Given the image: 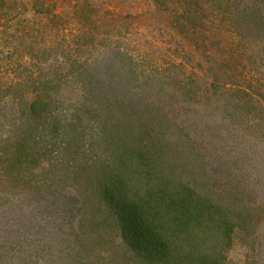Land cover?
<instances>
[{
  "label": "rangeland",
  "instance_id": "374dc122",
  "mask_svg": "<svg viewBox=\"0 0 264 264\" xmlns=\"http://www.w3.org/2000/svg\"><path fill=\"white\" fill-rule=\"evenodd\" d=\"M87 97L126 116L152 110L165 135L182 136L197 164L184 175L192 199L233 202L220 264H264V0H0V264L137 261L122 244L125 217L111 230L80 194L110 177L143 194L145 179L125 172L141 126L121 114L120 145L106 146L91 138L105 112L86 109L77 139ZM49 101L53 127L33 130L30 108ZM22 136L36 141L21 152ZM204 237L183 251L199 256Z\"/></svg>",
  "mask_w": 264,
  "mask_h": 264
},
{
  "label": "trees",
  "instance_id": "16d2710c",
  "mask_svg": "<svg viewBox=\"0 0 264 264\" xmlns=\"http://www.w3.org/2000/svg\"><path fill=\"white\" fill-rule=\"evenodd\" d=\"M57 17L59 15L54 14L53 18ZM83 70L86 72L85 69ZM106 100L109 99L93 97L92 101L91 97H87L80 106L75 108L77 109L75 110L77 139H83V136L79 135H83L88 127L87 124L92 122L90 117L88 119V117L86 118L78 112L84 113L86 109L88 112H100L102 109L107 118H103L99 126H97L98 122L96 123L95 132L91 133V138L95 135L98 137L99 143L106 144V146L116 147L120 145L117 135L122 128L118 117L123 120L126 114L120 112L121 108L115 109L112 105L104 107L103 104ZM50 108V101L42 104L35 103L30 108L33 115V118L30 115V120L36 122L32 126L33 130L45 129L46 125L53 127V121L48 120L49 117H53ZM127 112L128 122L134 116H137L136 121L140 123L141 128L138 130V136L134 134L133 138L135 143L132 148H134V153L137 152L134 156L136 160L125 172L131 178L145 179L147 189L140 188L143 194L140 190L132 193L130 187L122 184L127 181L123 178L116 181L110 177L109 180L111 181L109 182H103V179L98 182L95 179H89L86 182L88 191L86 190V193L81 191L80 194L83 199L81 204L88 211H91L90 213L94 219L107 216L106 221L109 222L108 225L111 230L113 227L117 228L121 216L125 217L127 230L126 233L125 231L123 233L124 242L122 241V244L129 250V253L131 251L132 258L134 256L137 258V261L134 260L135 264H220V261L224 259L221 254L224 251L222 248L223 238L229 237V240H231V236L235 231V223L229 225L231 220L229 215L234 214L233 202H229L228 207L221 206L219 201L206 200L203 204L196 203L192 199L197 193L195 187L184 181V175L192 173L194 166L197 164L196 159L191 156V149L184 142L183 137L173 135L172 138V135H165L164 131L153 121V118H157V116L154 114L153 117L152 110H145L148 114L132 110ZM92 117V119L97 120L96 115ZM41 118H44V124L40 121ZM60 123H58V128L61 126ZM70 123L72 124V122ZM34 141L36 139L22 136L17 141L19 151L26 150ZM116 171H118L117 168L114 172ZM95 183L99 187H92ZM121 187L128 194L121 193ZM170 189H181V192H170L168 191ZM156 195H159L161 201L165 202V206L152 209L150 204L154 200L150 198ZM163 197H170L171 201ZM235 207H237V204ZM248 209L250 213L252 209L254 210V208ZM245 212L247 213V210ZM238 213L239 211H237ZM252 215L251 218H253ZM161 220H165V222L168 220L173 221L169 226H162ZM221 220L228 224L226 230L224 227L219 226ZM93 225L97 224L93 223ZM101 226H104L105 230L108 228L103 220ZM200 232H206L204 243L208 244L201 248L199 256H197L199 252L197 247L193 245L186 249L187 252L185 253L183 251L185 247L183 246L190 239H197ZM16 250L17 248H12V251Z\"/></svg>",
  "mask_w": 264,
  "mask_h": 264
}]
</instances>
